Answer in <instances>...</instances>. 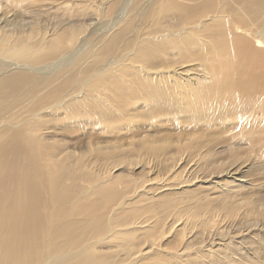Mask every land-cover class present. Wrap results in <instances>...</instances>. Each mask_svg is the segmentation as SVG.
<instances>
[{
	"label": "bare ground",
	"instance_id": "bare-ground-1",
	"mask_svg": "<svg viewBox=\"0 0 264 264\" xmlns=\"http://www.w3.org/2000/svg\"><path fill=\"white\" fill-rule=\"evenodd\" d=\"M14 1L10 17L0 14V264H217L214 252L225 253L212 249L217 212L227 219L244 203L259 214L250 208L252 196L214 199L202 189L185 215L186 207L172 209L178 197L169 193L161 195L159 220L137 210L155 208L157 190L191 182L182 176L187 158L220 168L218 144L240 150V139L223 138L224 121L264 146V0H129L96 30L87 17L108 16L114 0ZM117 76L138 83L139 96L113 102ZM63 124L82 142L58 148L54 131ZM100 152L110 155L111 167ZM45 156L55 162L53 174L41 171L37 160ZM71 158L85 182L77 193L75 179L64 182ZM98 160L93 178L86 163ZM175 160V183L143 177L139 184L131 174L140 162L166 169ZM119 176L127 180L115 207L106 189ZM192 193L178 194L187 203ZM253 195L264 205V194ZM112 207L119 210L109 216ZM224 255L221 264L247 257Z\"/></svg>",
	"mask_w": 264,
	"mask_h": 264
},
{
	"label": "rangeland",
	"instance_id": "rangeland-1",
	"mask_svg": "<svg viewBox=\"0 0 264 264\" xmlns=\"http://www.w3.org/2000/svg\"><path fill=\"white\" fill-rule=\"evenodd\" d=\"M94 1H96L98 3L104 2V4H106L110 0H100V1L94 0ZM128 2H129V0H114L109 5V8L107 9L108 16L106 15V17H104L102 15H99L100 16L99 17V16L91 15L90 17H87L89 19L91 18L90 20L89 19L88 20L91 22V24H93L92 28H94V30H96L97 28H100L101 26L104 27L105 25H107L112 19H114L115 15L119 13L118 11L123 9V6ZM14 4H15L14 0H2L1 5L5 9L4 8L0 9V14H3V12L5 11V12H7L5 15H8L10 17L12 15V11L17 10V7ZM23 4H26V2H24ZM38 4L39 3H36L35 10L37 12H42L41 8L39 7ZM22 6H24V5H22ZM25 9L28 11L29 14H32L30 12L29 8L26 7ZM112 13H114V15ZM111 14L113 16H111ZM111 17H113V18L111 19ZM0 19H1V17H0ZM39 19H41V18H39ZM88 20H86V21L88 22ZM97 32L99 33V31H97ZM93 34H95V33H93ZM93 34H91V36ZM95 35H97V34H95ZM3 45H4V43L0 42V46H3ZM114 82H116V83L114 85L112 84L113 88H111L110 93H109L110 99L113 102H115L114 99H117V96H119L120 99L126 98L128 96H136V97L139 96L137 93L138 88H139L138 83L132 81L131 77L120 78L119 76H117V78ZM115 103H118V102H115ZM255 105H256V103H255ZM256 109H257L256 107H253L252 110L254 111ZM18 113L19 112L14 113L13 120H12L13 124H18L21 120L20 118L17 117ZM8 114H9V112H6L4 114V116H6ZM230 121H231V119H228V120L224 121L223 124L221 125V126H223L224 130L226 129V131L224 132V134H222V136H224L223 138H225V140L228 139L229 141H231L232 144H235L234 141L238 142L241 140L242 142L241 141H240L241 143L238 142L239 146H237L240 150H237V152H235L233 154L232 152H229L227 150L228 146L225 145V143L218 144L215 147V149L219 148V150H223V151H221V153L218 154L219 156L217 155L215 165H220V168H213L212 169L210 166H208V162H204L200 159L198 160V157H196V156L191 157V158H187V160H185L186 162L184 163L185 171L183 170L182 176L187 174L188 177H190L189 179L191 182L184 184V186H182L183 189H181V188L175 189V192L171 188H167L168 186L163 187L162 189H160V191L157 190L156 191L157 196L155 198V201H157L158 204L153 206L155 208L143 207L142 209H138L137 211H141L140 213H144L143 217L149 218V220H159V217L161 214L159 207H163V204L165 205L164 197L162 196V198H161V195L169 194V193L176 195V197H178L176 200L177 205L173 206L172 209H174V211H181V210H185L184 208L186 207V210H188V211H184L185 215L189 214L191 212V210L193 209V205L195 203H197L199 201V199H201V195H200L201 193H199V194H197V193L202 189L207 190L206 192H208L207 193L208 195L215 196L214 199H216L219 196L225 195V197H228V199L231 201L237 200L240 202L241 200H243L242 198L244 196H247V195L252 196L253 200H251L252 206L250 208L253 207L254 211L261 212L259 214H256V212H249L248 207L244 203H240V204L236 205L237 210L231 214L232 216L230 218L228 217L227 219H223L224 212L221 210L219 212H217L218 213L217 214V216H218V224L217 225L219 226V230L214 232L215 237H216V241L212 242V243H214V245L212 244L213 245L212 249H216V248L221 249L222 248L221 252H223V253L225 252L227 255L230 254V251H232V252L239 251L240 253H242L243 256L244 255L247 256L246 258L245 257L241 258L240 264H264V205L260 206L258 201L256 200L257 195H253L256 192L264 194V146L261 144L252 143L250 141V139L253 138L252 137L253 134H243L244 135L243 136V135L239 134L238 131L236 134L235 129H231V130H229L230 128L227 129V127H225V124H227ZM65 124L71 126L70 123H65ZM65 124L59 125L58 128L54 131L55 132V134H54L55 138L60 140V142H61L59 144L58 148H62V149H64L66 147V146L62 145V141L68 143L69 145H72V144L77 145L79 142H82V140H83L82 136L79 133L73 131V128H71L69 126L64 127ZM214 130L221 131V129H219V128H215ZM165 132L171 133L172 130L171 131L167 130ZM150 133H152V132H150ZM172 133H175V132L173 131ZM246 140H247V143L251 144V145H249V147H247L248 144H246ZM238 143H237V145H238ZM253 144H255V145H253ZM252 145H253V147H252ZM84 146L81 149H75V152H77V154H78V152L80 150H84ZM229 146H231V145H229ZM241 146H243V147H241ZM60 150L61 149H59V151ZM95 154L99 155V156L102 155L103 161L106 160L104 162L106 164V166L111 167L112 164L110 163V158H108L110 156L109 154L103 153V152L95 153ZM52 160L53 159H49L48 156H45L44 158H42V160L41 159L37 160V162L40 163L42 166L41 171H45L42 173H46V174H53L54 173V170L51 168V166H52V163L55 164V162H52ZM73 161L74 160L72 158H71V160L65 161L68 170H67L66 176L64 177V182L68 183L70 180L75 179L77 188H75L74 193H77L78 187L85 184V182L78 178L79 170L77 168L73 167ZM103 161L98 160V161L92 162L90 164L85 162L88 165L87 169L89 172H91L93 178L95 177L97 172H99V166L103 163ZM176 164H177V160H175V162H173L171 164L173 167L170 165L166 169H163L155 161H150L149 163L140 162L136 166L132 167L131 174L134 175L133 178L138 179L139 184L143 181V177L152 178L153 182L158 181V182H162L163 184L164 183L165 184H171V183H175V181L171 177H172V172L174 171L173 168H174V166H176ZM115 169L116 168H113V170H115ZM143 172H144V174H143ZM42 173H41V175L43 177H45ZM125 173H127V171H125ZM126 180H127V178L119 176L117 178V182H115L116 183L115 186L106 189V194L114 198V200L109 201V203L111 205H113L115 207L120 205V200H115V199L118 197L119 191L124 189V185L126 184V182H125ZM231 180H233V181L230 182ZM226 182H227L228 187H226ZM88 183H91V181H88ZM200 184H202V185H200ZM250 184H252V185H250ZM260 185H261V187H260ZM179 186H180V184L177 187H179ZM221 186H222V188H227L226 191L220 189L221 192L224 191V193L226 192V194L220 193V191L218 190V188L219 187L221 188ZM237 188H239V189H237ZM245 189L248 192L244 191ZM182 190L193 192L192 196L189 198L187 203L184 202L180 198V195L178 194ZM213 203H215V202H213ZM224 204H225V201H224ZM156 206H158V207H156ZM115 207L111 208L109 216L116 214V212L113 211V209H116ZM116 210H119V209H116ZM165 215L169 216L167 218H170V217L172 218V217L176 216V215H171V214L170 215L165 214ZM243 215H245V216H243ZM104 217L106 218V214ZM203 217H200V218H203ZM191 220H193V219H191ZM228 232L230 233V235H232V233H233V235L232 236H226L228 234ZM190 233H187V235L189 234V236H190V235L194 234L192 232H190ZM228 237H230V238H228ZM205 238L207 239L208 235H205ZM213 238H214V236H213ZM138 240H139V238H136L133 240V242L136 243V241H138ZM165 241H167V240H165ZM228 242H235L237 247L229 246L227 244ZM206 243H208V242H206ZM179 246H181V245H179ZM232 247H233V249H232ZM225 250L228 252H226ZM110 252H111V250H110ZM214 253L221 256L220 260H218V261L225 260V255H224L225 253L220 254L219 251H215ZM215 254H213V257L216 260L217 256ZM218 261L215 263L221 264V262H218Z\"/></svg>",
	"mask_w": 264,
	"mask_h": 264
}]
</instances>
